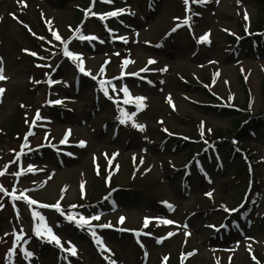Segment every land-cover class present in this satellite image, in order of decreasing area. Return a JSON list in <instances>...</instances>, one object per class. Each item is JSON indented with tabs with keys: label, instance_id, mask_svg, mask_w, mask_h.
I'll return each mask as SVG.
<instances>
[{
	"label": "rangeland",
	"instance_id": "1",
	"mask_svg": "<svg viewBox=\"0 0 264 264\" xmlns=\"http://www.w3.org/2000/svg\"><path fill=\"white\" fill-rule=\"evenodd\" d=\"M183 3L0 0V60L6 77L0 80L5 89L0 94V170L5 173L0 186L38 202L28 206L0 192V264H108L109 258L117 264H264L262 129L234 143L251 160H242V153L230 160L213 152L210 160L200 151L207 143L217 144L216 137L231 145L236 118L212 108L235 107L244 117L264 107V36L254 33L264 9L255 0H207L186 12ZM90 8L97 14L116 9L127 14L86 18ZM186 16L191 17L187 25ZM78 26L80 34L97 39H75ZM52 31L70 40L69 50L81 54L96 80L63 55L64 45ZM205 33L207 42L198 43ZM255 37L262 45L251 43ZM100 79L111 81L106 87L112 99L99 90ZM125 85L131 97H146L133 118L145 125L143 131L132 127L133 121L117 119L118 108L136 111L134 99L123 103L119 89ZM55 100L61 103H48ZM37 113L40 119L32 123ZM30 165L34 171H28ZM249 174L254 194L247 201L254 210L225 225L229 211L224 209L244 201ZM41 204L99 215L89 224L110 251L98 250L88 225L78 228ZM33 209L45 216L65 249L69 241L75 245V256L47 242L46 235L42 239L51 248L40 247ZM100 224L114 228L99 229ZM14 230L21 238L15 245ZM21 248L34 255L25 258Z\"/></svg>",
	"mask_w": 264,
	"mask_h": 264
},
{
	"label": "snow or ice",
	"instance_id": "2",
	"mask_svg": "<svg viewBox=\"0 0 264 264\" xmlns=\"http://www.w3.org/2000/svg\"><path fill=\"white\" fill-rule=\"evenodd\" d=\"M19 2L21 4H23V0H19ZM101 2H103V3H112L113 0H101ZM183 2H184V5H185V11L189 12L190 11V8H189L190 0H183ZM191 2L192 3H196V4H204V3L207 2V0H191ZM217 2H218V0H217ZM94 3H95V0H93V5H94ZM237 3L239 4L240 0H237ZM123 11H124V9H116V10L109 11V12H106V13L97 14L95 12H92L91 8H90L88 10H85V16L87 18V16L89 14H91V15H94V16H98L101 20H103L105 17H115L118 14L122 13ZM192 15H198V13H192ZM190 19H191L190 16H186L184 18V24H186V25L189 24ZM245 20H248L247 13H245ZM25 27H27V26L25 25ZM177 27H179V25H177ZM175 30H176V28L174 27L172 29V31H175ZM73 32H74V38L75 39H79L80 41L97 39V37H95V36H85L83 34H80L81 33V29H80L79 26L76 29H74ZM76 34H78V35H76ZM33 35H35V34L33 33ZM208 35H209V33H205L204 35H202L201 37L198 38L197 42L198 43L207 42ZM52 36L55 38V40L61 41L63 43V45H64V47H63V55L65 57H67L69 60H71L75 64V67L78 69L79 72L83 73L86 76H91V78L93 80L97 79V77L95 75L91 74L90 70H87L85 68L84 60H83L81 54L75 53V52L69 50L70 40H63L62 37L56 31H52ZM40 39H44V38L40 37ZM120 39L124 40L125 43L127 42V40L124 37H120ZM24 51H29V50L25 49ZM30 54L32 56H36L37 55L35 52H30ZM41 59H43V58H41ZM153 62L154 61H152L151 59L148 61L149 64H151ZM124 63L127 64V63H129V61L125 60ZM2 65H3V61L0 60V80L6 79V77L3 75V66ZM101 72H103V67L101 68ZM132 75H135V73H133ZM51 82L52 81H49V83H51ZM34 83H39V81H34ZM98 84H99V90L102 91L106 97H108L109 99H112V97L109 96V91H108V88L106 87V85H110L111 84V81L105 80V79H100ZM113 90H115V86H113ZM4 91H5V89L0 88V94H3ZM119 91H122L123 94H124V100H123L124 104H129L134 99L136 111L126 112L124 110V108H118L119 116L117 117V119H119V122L121 124H124L126 122V120L133 121L132 127L136 128V129H138L140 131H143L144 128H145V125L136 123L133 120V118L136 116L137 111L141 110L142 107H144V105L142 104V101H144L146 99V97H143V96H136L134 98L131 97L130 91H129V89H128V87L126 85L124 87L120 88ZM168 102L170 104L172 103L170 97L168 98ZM48 103L59 104V103H61V101L60 100H55V101H49ZM173 107H174V105H173ZM249 108L251 109V102L249 104ZM38 119H40L39 113H37V115L33 119L32 123H35L36 120H38ZM31 134L32 133H31V130H30L29 131V135H31ZM67 134L68 133H66V136H67ZM25 141H27V136L25 137ZM84 143H85L84 141H80L81 146H83ZM34 170L35 169L30 165L29 168H28V171H34ZM4 174H5L4 171L0 170V175H4ZM14 175L15 176H20L21 173L20 172H16V173H14ZM0 192H5L6 195H10L13 200H23L28 206L35 205V204L38 203L36 200L31 199L27 195H24V192H21L19 196H16L14 194V192L13 193H7L6 190L3 188V186H0ZM206 195L211 196V193L210 192L206 193ZM0 207H3V205H0ZM14 207H15V205H14ZM40 207H42V208H55V210L58 213H60L62 216H64L65 219H67L69 222L75 221V226L78 227V228L83 229L85 227V225H88V231L90 232L91 237L93 239V242L97 246L98 250L101 251V252H109L110 251V249H108L107 246L104 244L102 237L98 236L97 233L92 229V226L89 224V220H99L100 219L99 215H93L91 217H86V216H84L82 214L75 213V212L65 213L63 211V209L60 207L59 204H54V205L41 204ZM72 207L75 208L76 206L73 205ZM168 207L171 208L172 205H168ZM224 210L225 211H236V209L229 210L227 208H225ZM31 216H32V219H33V222H34L33 232H34V235L36 237L43 238L44 235H46L47 236V242H49V243H53L54 242L57 247L61 248V251H67L68 253H70L73 256H75L77 254V249H76L75 245H73L71 243V241L68 242V245H69L68 248L65 249L62 246L60 238L53 232L52 227H50L46 223V219H45L44 215H42L40 212L35 211L33 209L31 211ZM77 216L79 218L75 219V217H77ZM37 219H38L39 223H35V221ZM124 219H125L124 217H120V222H123ZM147 223H148V218H145V222H144L145 226H147ZM163 223L172 224L174 222L172 220H164ZM98 227H100V228H108V227H111V224H100V225H98ZM209 227H215V226L209 225ZM220 227H223V225H221ZM121 230L123 231L124 229H121ZM13 235L15 236V239L12 241V243L15 245L16 243H18L20 241L21 238H20L19 235H16L15 230L13 232ZM168 235L171 236V235H173V233H168ZM185 235L187 236V235H189V233L185 232ZM159 242H160V240L157 239V243H159ZM25 243H27V241H25ZM141 247H143V245H141ZM19 251L23 253V256L25 258H30V257H32L34 255L33 252L25 250L23 248H21ZM12 255H13V251L10 248L8 250V256H12ZM145 255H147V254H145ZM189 255H191V253H189ZM164 259L166 260L167 257H165ZM253 259H255V257H253ZM108 264H117V262L115 260L109 258L108 259ZM181 264H183V261L181 262Z\"/></svg>",
	"mask_w": 264,
	"mask_h": 264
},
{
	"label": "trees",
	"instance_id": "3",
	"mask_svg": "<svg viewBox=\"0 0 264 264\" xmlns=\"http://www.w3.org/2000/svg\"><path fill=\"white\" fill-rule=\"evenodd\" d=\"M255 2L259 5L262 6V9H264V0H255ZM264 25V10H263V18L258 19L257 24L255 25V29L256 30H261L262 26ZM242 41H248L247 38L243 39ZM264 95V94H263ZM264 105V96H263V104ZM210 109V108H209ZM215 113L221 114L222 116H229L230 118H236L233 122V137L237 138L241 141H243V139H245V137L249 136V130L255 131L261 127H264V107L263 109H261L256 115H246L244 117H238L237 112L235 111H227V110H214ZM244 121V122H242ZM231 133V132H230ZM218 138V137H216ZM221 137H219L220 139ZM234 149V148H233ZM237 154H233L232 158H235ZM254 194V190L250 189L249 194L247 195V199H249V197H251ZM254 198V196L252 197ZM253 200V199H252ZM249 205H251L249 203ZM254 205V204H253ZM40 247L41 246H48V248H51L50 245L45 244V241L40 242Z\"/></svg>",
	"mask_w": 264,
	"mask_h": 264
}]
</instances>
